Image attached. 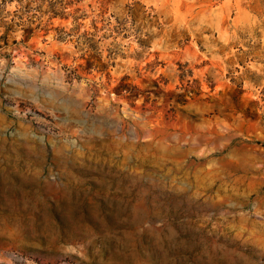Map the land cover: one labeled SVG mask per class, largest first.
Wrapping results in <instances>:
<instances>
[{"label": "rangeland", "instance_id": "1", "mask_svg": "<svg viewBox=\"0 0 264 264\" xmlns=\"http://www.w3.org/2000/svg\"><path fill=\"white\" fill-rule=\"evenodd\" d=\"M0 264H264V0H0Z\"/></svg>", "mask_w": 264, "mask_h": 264}]
</instances>
